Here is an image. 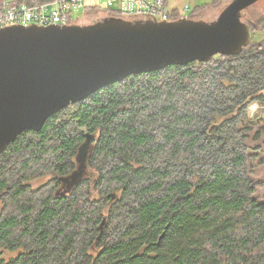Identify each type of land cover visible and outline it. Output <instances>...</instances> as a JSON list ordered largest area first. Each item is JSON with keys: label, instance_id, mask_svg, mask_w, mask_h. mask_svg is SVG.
I'll list each match as a JSON object with an SVG mask.
<instances>
[{"label": "trees", "instance_id": "1", "mask_svg": "<svg viewBox=\"0 0 264 264\" xmlns=\"http://www.w3.org/2000/svg\"><path fill=\"white\" fill-rule=\"evenodd\" d=\"M244 20L239 54L132 76L19 135L0 155V264H264V145L249 144L264 136V16Z\"/></svg>", "mask_w": 264, "mask_h": 264}, {"label": "water", "instance_id": "2", "mask_svg": "<svg viewBox=\"0 0 264 264\" xmlns=\"http://www.w3.org/2000/svg\"><path fill=\"white\" fill-rule=\"evenodd\" d=\"M260 0H232L214 21L104 18L86 25L0 30V155L27 131L106 87L172 66L239 54L251 39L244 12ZM60 178L65 192L86 174Z\"/></svg>", "mask_w": 264, "mask_h": 264}, {"label": "built area", "instance_id": "3", "mask_svg": "<svg viewBox=\"0 0 264 264\" xmlns=\"http://www.w3.org/2000/svg\"><path fill=\"white\" fill-rule=\"evenodd\" d=\"M89 5L103 6L102 8L117 12L119 17L130 21L169 22L172 15V11L168 9L169 0H56L18 5L5 0L0 10V30L12 26L73 24L77 19L72 20V10H85Z\"/></svg>", "mask_w": 264, "mask_h": 264}, {"label": "rangeland", "instance_id": "4", "mask_svg": "<svg viewBox=\"0 0 264 264\" xmlns=\"http://www.w3.org/2000/svg\"><path fill=\"white\" fill-rule=\"evenodd\" d=\"M90 1H93V0H90ZM212 1L213 0H170L168 9L170 11H177L180 18H189V19H194L197 21L210 22V21H214L218 17L220 11L224 7H226L232 0H223L221 4L218 5L217 7L206 9L202 11V13L199 16H196L198 15L195 13L196 8L209 5L211 4ZM86 9L85 10L83 9L72 10V13H71L72 20L77 19V21L73 22V24H79V25L92 24L104 18L109 17V14L107 12H105L102 9L100 10L99 8H95L94 6L89 5L87 6ZM243 14H244V19L249 18L253 20L264 16V0H260L254 6L246 10ZM262 37L264 36L262 35ZM257 109H258L257 105H254L250 108V117L255 116ZM261 116L262 117L264 116V112L262 113ZM249 144L252 146L264 145V136H262L260 139L256 141L250 140ZM257 178H261L264 180V173L262 175H258ZM50 179L51 177L47 176L35 182H32L31 185L32 187L37 188L43 185L44 183L48 182ZM263 190H264V186L263 188L260 189V191H263ZM97 251L98 250H96L95 248H92L88 253L95 255ZM16 255L17 253L12 254V253L6 252V253H3V259L5 261H8L11 258L15 257Z\"/></svg>", "mask_w": 264, "mask_h": 264}, {"label": "flooded vegetation", "instance_id": "5", "mask_svg": "<svg viewBox=\"0 0 264 264\" xmlns=\"http://www.w3.org/2000/svg\"><path fill=\"white\" fill-rule=\"evenodd\" d=\"M62 186H64V183H63V182H61V187H62ZM59 190H60V189H59ZM61 190H64V188H63V189H61Z\"/></svg>", "mask_w": 264, "mask_h": 264}, {"label": "crops", "instance_id": "6", "mask_svg": "<svg viewBox=\"0 0 264 264\" xmlns=\"http://www.w3.org/2000/svg\"><path fill=\"white\" fill-rule=\"evenodd\" d=\"M169 3H170V0H169Z\"/></svg>", "mask_w": 264, "mask_h": 264}]
</instances>
